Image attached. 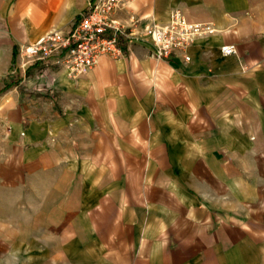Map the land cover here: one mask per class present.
Wrapping results in <instances>:
<instances>
[{
	"label": "crops",
	"instance_id": "crops-1",
	"mask_svg": "<svg viewBox=\"0 0 264 264\" xmlns=\"http://www.w3.org/2000/svg\"><path fill=\"white\" fill-rule=\"evenodd\" d=\"M86 4L0 0V77L24 73L25 90L4 91L2 107L24 124L41 219L62 222L52 263L264 264V0H132L114 13L211 24L189 62L131 42L74 76L20 66V47L68 30ZM47 234L34 249L26 235L25 263L48 253ZM7 247L0 264H15Z\"/></svg>",
	"mask_w": 264,
	"mask_h": 264
},
{
	"label": "built area",
	"instance_id": "built-area-1",
	"mask_svg": "<svg viewBox=\"0 0 264 264\" xmlns=\"http://www.w3.org/2000/svg\"><path fill=\"white\" fill-rule=\"evenodd\" d=\"M131 1L87 0L68 30H51L33 44L20 47V66L74 76L87 72L102 57L121 58L131 42L148 44L157 59L174 57L189 62L188 49L195 38L214 31L211 24L188 21L179 9L173 10L164 24L142 22L133 14L122 23L114 13ZM220 51L227 56L236 48L223 45Z\"/></svg>",
	"mask_w": 264,
	"mask_h": 264
},
{
	"label": "rangeland",
	"instance_id": "rangeland-1",
	"mask_svg": "<svg viewBox=\"0 0 264 264\" xmlns=\"http://www.w3.org/2000/svg\"><path fill=\"white\" fill-rule=\"evenodd\" d=\"M19 52L18 63L21 64ZM34 70L36 73H40L37 69L34 68ZM25 73H27L26 67ZM23 75L24 73L20 76L18 72H13L11 76L0 77V256L8 251V245L13 246L16 251L14 253L15 264H27L22 252L24 241L27 242L26 235L29 232L32 233L31 241L34 249L39 248L41 244L39 232H46L48 238L44 237L43 240L46 242H42V244L48 253L41 256L40 252L33 251L31 262L32 264H41L47 261V264H53L51 258L55 255L53 252L56 247L55 232L58 230L59 224L62 227V222L56 223L41 219L39 204H37L38 198L30 195L33 189H30L29 184L25 187L24 182L23 149L25 146L21 139L24 124L22 127L15 128L8 121L7 109L2 107L4 103L2 93L9 88L13 89L14 85H17L16 90L21 96L23 95L25 91L22 83ZM36 94L39 95V92L37 91ZM5 259L7 260V255Z\"/></svg>",
	"mask_w": 264,
	"mask_h": 264
},
{
	"label": "trees",
	"instance_id": "trees-1",
	"mask_svg": "<svg viewBox=\"0 0 264 264\" xmlns=\"http://www.w3.org/2000/svg\"><path fill=\"white\" fill-rule=\"evenodd\" d=\"M16 53H17V51H16V47L14 46V47H13V61H14V57L16 56Z\"/></svg>",
	"mask_w": 264,
	"mask_h": 264
}]
</instances>
